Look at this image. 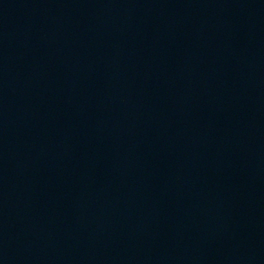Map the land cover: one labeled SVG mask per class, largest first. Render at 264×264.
Returning <instances> with one entry per match:
<instances>
[{"label": "water", "instance_id": "water-1", "mask_svg": "<svg viewBox=\"0 0 264 264\" xmlns=\"http://www.w3.org/2000/svg\"><path fill=\"white\" fill-rule=\"evenodd\" d=\"M0 264H264V0H0Z\"/></svg>", "mask_w": 264, "mask_h": 264}]
</instances>
